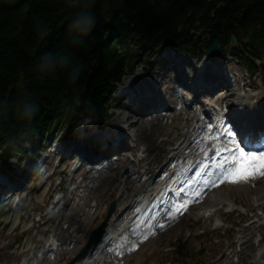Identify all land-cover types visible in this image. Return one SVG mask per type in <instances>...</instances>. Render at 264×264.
Returning <instances> with one entry per match:
<instances>
[{"label":"trees","instance_id":"obj_1","mask_svg":"<svg viewBox=\"0 0 264 264\" xmlns=\"http://www.w3.org/2000/svg\"><path fill=\"white\" fill-rule=\"evenodd\" d=\"M215 41L255 73L264 0H0V170L86 116L101 125L112 85L139 61L130 44L197 53Z\"/></svg>","mask_w":264,"mask_h":264},{"label":"rangeland","instance_id":"obj_2","mask_svg":"<svg viewBox=\"0 0 264 264\" xmlns=\"http://www.w3.org/2000/svg\"><path fill=\"white\" fill-rule=\"evenodd\" d=\"M148 51L149 50L145 51L142 58L143 62L138 65L135 74L125 77L123 80L124 85L119 86L116 95L118 99L116 100L117 106L115 107V114L108 120L106 130L103 132L91 131L87 134L89 139L93 135H97V137L109 135L110 132L107 128L112 126L115 122H118V120L121 121L120 118L126 114L129 117L128 123L129 121L134 122L133 127L126 123L130 133L132 135L135 132L136 135L138 134V136L131 135L133 138L129 140L130 145H132L129 151L132 153L126 151L128 154L122 156L116 164L113 165L112 163L109 171H106L99 177H94L86 173L85 167L73 172L72 165L75 158L67 161H58L59 154L51 151L55 148L54 144L56 142L58 145H63L64 143L71 144L75 142L77 138L72 141L57 140V138L54 143H51V150L48 152V155H43L38 160L39 164L37 167L39 169L46 160L49 164V168H53L59 164V167L56 168L55 176H50V179L43 184L34 180V173L31 174V182H26V174L28 172L23 173L24 169L26 167L34 169L30 166V164L33 163L31 157L27 156L20 164L18 172L14 176V179L18 180L14 184H19L21 180H24L22 188L28 186L21 197L22 199L26 198L27 203L19 201L13 208V211L5 217L6 221L0 224V252L8 251L13 255L22 254L21 260L25 259L27 264L31 263V250H41L43 245L39 242L41 239L45 241L49 238L50 233L48 231L51 230V234L56 232L54 236L58 240L57 249L47 253L42 264H66L85 244L90 230L97 226L103 219L110 201L114 200L117 208L122 210L127 206L126 202L132 198L134 192L147 186L152 181L153 177L158 173V170L152 173L155 167L158 166L160 162L163 166V162L168 159L169 152L173 148L175 142L181 139L186 132L193 129L196 118L199 120L203 117L200 103H196L198 107L196 113H193L191 108L186 105L188 100H186L185 97L190 96L193 91L182 85V91L178 92L177 87L179 86H177V82L175 83L177 73L168 70L169 64L165 63L167 59L162 60L167 53L171 54L172 58L176 60L173 65L185 68L193 79L200 77L201 69L205 67V64L212 63L214 59L217 60L216 62L218 65L225 71L226 79L228 80V76H233L234 79H236V82L234 79L233 81L230 79V82L234 85L233 88L224 89L225 92H231V96L223 98L225 95L223 93L224 90H222L219 92V98H216V101H218L216 103H220L225 109L230 108L236 103L235 100L240 93H246L249 101H251L252 96L258 93H261L264 97V76H247L245 69L229 55L223 57L218 56L219 58L210 57L211 59L208 58L209 56H205L200 60L195 56H180L179 54L181 53H177L166 47L162 49L161 52L154 55H151L150 51ZM151 63H153L152 67ZM226 64H228V67ZM148 67H151V72L146 76L152 83L156 82L160 85L158 91L166 96L164 103H166L167 109L152 112V108H148L150 112L136 114L132 110L135 98L131 96V90L127 87V82L129 78L130 80L135 78V87L138 85L146 87L147 82L137 76L143 73L145 68ZM261 73L262 72H259V74ZM250 84L252 86H250ZM176 97H180L181 100H174ZM134 106L136 111H138L137 104ZM192 113L197 117L192 118ZM100 138L102 137L97 139ZM136 150L142 153V157L138 160L136 159L137 155L133 154L136 153ZM244 150L245 152L264 153V149H257L255 151ZM133 157L136 159L135 162L131 160ZM126 168L132 172L137 171V173L129 178L122 177ZM236 168L237 167L234 166L230 170L223 172V177ZM48 173H50V171ZM46 175L47 173H44L43 178H45ZM54 177H61L62 185L66 184L67 186L69 183H72V187H76L74 195L57 216L48 219V214H41L40 218L36 220L34 211H32L31 214L29 213L33 205H30L32 201H29L27 190L30 187L34 189L36 191L35 200H39V204H45L48 202L49 196L56 184L53 182ZM93 178L96 180H93ZM212 181V178H210L208 184L204 188L205 192L211 190L210 192L214 195L226 199L218 210L210 211L206 199L199 201L198 205L181 212L178 216L175 210H171L170 214L176 217H166L164 219V224L159 226L160 228L157 227L158 230L157 228L152 230L136 245L104 250L103 254L106 261L103 264H141V262L145 260H149V264H158L152 261L153 259L151 258V254L154 250L163 248L171 241L179 238L185 240L188 245L198 246V234L201 232L208 233L216 229L214 228V223L224 215L226 210L237 211L236 214L245 211L246 214L244 217L246 221H249V224L246 225V228H241L235 233V236L237 234L240 235L241 252L237 253L238 244L234 243L235 238H233L231 242L224 237L223 249L216 258V262L219 264H228L229 261L235 257L244 259L250 256V251L253 248L260 251V254H262L261 258L264 259V174H260L258 171L257 174L249 176L247 179L236 181L224 179L220 182L215 181L213 186ZM201 184L202 186L205 185L203 183ZM195 186L196 184L193 185V187ZM0 188H2V186H0ZM7 191L8 189L4 187L0 192V197L6 196L8 194ZM90 201L91 204L89 203ZM14 202L16 203L17 199L12 198L13 205L15 204ZM229 202L230 205H228ZM27 204L30 205L29 211L25 212L21 210L22 207ZM47 219L48 221L44 223L43 226L38 225L42 224L43 221ZM8 223L9 225L6 226ZM225 227L226 224H223L216 230L222 234ZM44 228H48L46 229L47 231ZM257 238H261L260 241H257ZM2 245L4 247H2ZM8 264L14 263L10 262Z\"/></svg>","mask_w":264,"mask_h":264},{"label":"snow or ice","instance_id":"obj_3","mask_svg":"<svg viewBox=\"0 0 264 264\" xmlns=\"http://www.w3.org/2000/svg\"><path fill=\"white\" fill-rule=\"evenodd\" d=\"M226 122L227 121H225V123ZM232 125L233 127L229 128L228 132H234V134L238 135L239 139L244 142V147L237 145L239 148V167L227 173L225 179L233 181L247 179L249 176L257 174L258 171L260 174H264V153L257 155L254 152H245L244 150L245 147L250 146L245 123L242 119L234 117ZM228 132H226L225 135H227Z\"/></svg>","mask_w":264,"mask_h":264},{"label":"bare ground","instance_id":"obj_4","mask_svg":"<svg viewBox=\"0 0 264 264\" xmlns=\"http://www.w3.org/2000/svg\"><path fill=\"white\" fill-rule=\"evenodd\" d=\"M226 66L228 67V64H226ZM181 75H183L184 77L183 78H187V77H189L190 76V74L189 73H185L184 71H182L181 72ZM142 75H140V76H138V78H140ZM231 77H233V76H231ZM134 78L132 79V80H130L129 79V81L127 82V87H129V90H132V89H135L136 87L134 86ZM177 82H179V79L177 80ZM180 83V82H179ZM197 84H200V81L198 80L197 82H196ZM230 85V84H229ZM215 87H218L219 86V84H215L214 85ZM227 88H233L232 86H227ZM224 89H226V88H224ZM223 89V90H224ZM224 92H225V90H224ZM223 92V93H224ZM228 95H226L225 96V98L226 97H228V96H231V92L230 93H228V92H226ZM238 100H240V97L238 98ZM238 100H237V102H238ZM244 100H246V99H244ZM165 105V104H164ZM238 106H239V104H237ZM246 111H248V110H246ZM245 111V114H243V113H241L242 115H244L246 118H247V120H248V124H246V128L247 127H251V125H255L256 123H258L257 121H256V118L254 117V120H251L250 119V117L252 116V112L251 113H247ZM248 116H249V118H248ZM128 116L125 114L122 118H120V120L121 121H119L118 120V122H115L112 126H109L107 129L110 131H113V130H115L114 132H121L122 130V132H125L126 130H124V128H125V125H131L132 127L134 126V122L133 121H129V123H128ZM238 118H240L241 119V116H238ZM262 119H264V115H263V118ZM127 123V124H126ZM195 131H197L198 129H194ZM194 131V132H195ZM94 136H96V135H94ZM138 136V135H137ZM187 136L188 137H184V140H188V139H190V144H189V146L193 143V141H194V139L192 138L191 139V136H192V133H188L187 134ZM183 140V141H184ZM182 141V142H183ZM137 142V141H136ZM182 142L178 145V147L182 144ZM188 146V147H189ZM178 147H176L175 149H178ZM181 152V150H179V153ZM183 152H184V150H183ZM183 152H181L182 154H183ZM196 152V149H194V150H191L190 151V154H194ZM180 157V156H179ZM178 157V158H179ZM193 163V162H192ZM172 174V173H171ZM173 177L174 176H172V179H173ZM186 177V175H184V174H182V175H180V179H184ZM191 178V177H190ZM171 179V180H172ZM183 183H187V180H185ZM160 185V184H159ZM162 185V184H161ZM133 211L134 210H131L130 212H129V215L131 214V213H133ZM135 217H139V213H137L136 215H135ZM134 217V218H135ZM92 263V260L91 259H87L86 261H84V262H82V263H80V264H91Z\"/></svg>","mask_w":264,"mask_h":264},{"label":"water","instance_id":"obj_5","mask_svg":"<svg viewBox=\"0 0 264 264\" xmlns=\"http://www.w3.org/2000/svg\"><path fill=\"white\" fill-rule=\"evenodd\" d=\"M217 45H218L217 43H215V44L212 45L211 51H210L211 53H214L216 51ZM77 98H78V94L75 95V100H77ZM85 249H86V247L84 248V250Z\"/></svg>","mask_w":264,"mask_h":264}]
</instances>
